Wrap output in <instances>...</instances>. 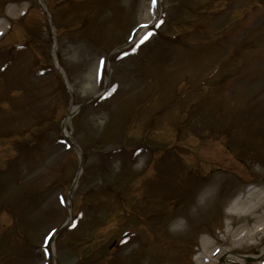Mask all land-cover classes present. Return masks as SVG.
I'll return each instance as SVG.
<instances>
[{
	"label": "rangeland",
	"instance_id": "1",
	"mask_svg": "<svg viewBox=\"0 0 264 264\" xmlns=\"http://www.w3.org/2000/svg\"><path fill=\"white\" fill-rule=\"evenodd\" d=\"M0 28V264H264V228L230 237L264 203V0H0Z\"/></svg>",
	"mask_w": 264,
	"mask_h": 264
},
{
	"label": "bare ground",
	"instance_id": "2",
	"mask_svg": "<svg viewBox=\"0 0 264 264\" xmlns=\"http://www.w3.org/2000/svg\"><path fill=\"white\" fill-rule=\"evenodd\" d=\"M158 12V11H157ZM158 13L155 14L154 19L157 17ZM145 25V24H144ZM144 27H139L137 28L134 32V36L137 37L138 35H140L141 33H143L144 31ZM134 37V38H135ZM75 112V107L70 106L68 109L67 114L64 116V118L62 119V130L64 132V134L68 135V132L65 129V125L68 122L69 118L71 117V115ZM79 171L76 172V175L74 177V181L72 183V189L74 188L76 181L78 179L79 176ZM250 194H253V191L249 192ZM247 197H244L243 199H241V196L237 197V199L234 201L235 205L240 206L241 203H244L245 201H247L248 199H246ZM259 202V201H258ZM260 203V202H259ZM258 203V204H259ZM261 210L258 212V214H256L255 216H253L251 219H253V223L252 224H247L248 221L244 222L241 225L236 226V231H232L230 237L232 238V241H240L242 242L244 239V242H246L247 239H252L253 243L255 242L256 235L259 234L258 232H260L261 230H263L264 228V203L261 205ZM252 209V208H251ZM256 209V208H255ZM252 211V210H251ZM231 228H229V230H226V234L227 236L230 234ZM261 234V233H260ZM239 243V242H238ZM241 257L239 255H234L232 253L230 254H226L224 255L223 261L225 262L226 259H230V260H238ZM223 262V264H224Z\"/></svg>",
	"mask_w": 264,
	"mask_h": 264
},
{
	"label": "snow or ice",
	"instance_id": "3",
	"mask_svg": "<svg viewBox=\"0 0 264 264\" xmlns=\"http://www.w3.org/2000/svg\"><path fill=\"white\" fill-rule=\"evenodd\" d=\"M151 2V5L152 6H155L156 3H157V0H150ZM141 27H144V28H147L148 25H141ZM152 33L149 31L147 32L144 37L140 40L139 43H143L145 40L148 39L149 36H151ZM132 51H136V48H132ZM128 53L126 52H121L116 58L117 59H122L124 56H126ZM105 63H106V60H105V57L104 56H100L99 57V60H98V63H97V78H102V74H103V70L105 68ZM113 87V91L115 90V85L112 86ZM108 95H111V93H108V92H105V96H108ZM61 203H64V199L61 198L60 200ZM56 231L55 228L51 229L45 236V239H44V244L47 245L49 243V239L51 238L52 234ZM44 255L47 256L48 255V251L47 249L45 248L44 250Z\"/></svg>",
	"mask_w": 264,
	"mask_h": 264
}]
</instances>
